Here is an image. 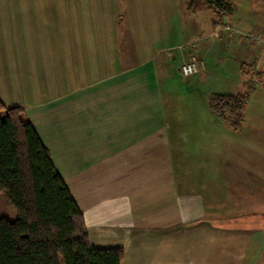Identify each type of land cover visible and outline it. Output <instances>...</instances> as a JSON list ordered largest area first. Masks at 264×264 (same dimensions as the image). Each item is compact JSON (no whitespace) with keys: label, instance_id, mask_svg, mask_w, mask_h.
Returning <instances> with one entry per match:
<instances>
[{"label":"crops","instance_id":"crops-1","mask_svg":"<svg viewBox=\"0 0 264 264\" xmlns=\"http://www.w3.org/2000/svg\"><path fill=\"white\" fill-rule=\"evenodd\" d=\"M226 1L239 30L231 36L215 34L221 23L208 0H80L77 19L63 16L79 26L44 46L14 15L24 0L0 3L9 12L1 49L16 39L24 60L12 75L24 96L0 98L25 109L91 245L122 247L121 264H264V44L243 36L264 33V0ZM190 57L201 65L181 86L192 92L183 114L177 99L186 93L170 78ZM254 71L261 84L234 129L209 97L247 91ZM226 75L232 89H217ZM173 137L202 161L176 164Z\"/></svg>","mask_w":264,"mask_h":264},{"label":"trees","instance_id":"trees-1","mask_svg":"<svg viewBox=\"0 0 264 264\" xmlns=\"http://www.w3.org/2000/svg\"><path fill=\"white\" fill-rule=\"evenodd\" d=\"M226 6L232 12L228 1ZM215 12L220 20L219 12ZM258 74L254 71L253 77L257 79ZM253 77L245 92L214 93L209 97L211 109L234 129L241 128L244 122V107L256 87ZM0 190L6 192L17 211L15 220L0 216V264L122 263V247L91 245L84 214L50 149L25 109L7 106L1 98Z\"/></svg>","mask_w":264,"mask_h":264},{"label":"rangeland","instance_id":"rangeland-1","mask_svg":"<svg viewBox=\"0 0 264 264\" xmlns=\"http://www.w3.org/2000/svg\"><path fill=\"white\" fill-rule=\"evenodd\" d=\"M2 0H0V3ZM6 0H4L5 2ZM15 1V0H12ZM25 7L22 9L21 12H14V15L17 17L18 15V21H21L23 19V22L25 26V31L29 30V27L34 25L32 27L33 30L36 31V33L41 35V38H38L40 41L39 44L48 45L49 41L48 38H52L51 41L54 40L53 43H57L59 37H63L66 31L74 30L79 25L77 23H71L68 25L64 19V14L67 13L69 15L70 21H73L77 19L80 16V0H24ZM6 4H0V38L2 39L6 34V23L9 12H7V9L5 7ZM42 6L40 12L43 14V21L44 22H37L39 9ZM55 6V7H54ZM4 7V9H2ZM213 9V8H212ZM53 12V14H51ZM63 17V18H62ZM55 19V20H54ZM16 21H10V26L13 27L16 25ZM30 23V24H29ZM22 27V26H21ZM23 30V27L21 28ZM203 36V35H202ZM15 37V36H14ZM5 38V37H4ZM4 38L2 40H4ZM7 44H4L3 51L1 49L2 43L0 42V91H3L6 95L9 96H15L20 95L24 96L23 91H19L18 81H16L13 78V74L17 76V73H21V66L22 62L24 60L16 59V55H19L20 50L18 48V43L16 42V39H13L12 41L6 42ZM58 48H56L55 52L60 53L62 49L60 48L59 43L57 44ZM29 51V50H28ZM38 51V48H36V52ZM22 53V52H21ZM41 60V59H40ZM39 60V61H40ZM19 61V64H18ZM32 61L36 62V64L39 61H36L35 59H32ZM61 62V68L63 69V59L55 60ZM39 66V65H38ZM59 70V66H56ZM1 68L4 70L2 71ZM40 68V66H39ZM61 70H59L60 72ZM63 71V70H62ZM63 76V72L61 73ZM24 77V76H22ZM226 77L229 81V84L221 79H217V89H222V91H227V89H232L230 87V81L236 80L235 77H230L228 75L223 76ZM17 78V77H16ZM162 79L165 80V77L162 76ZM246 77L241 75L237 80L239 82L244 81L246 82ZM27 83L20 84V89L24 88V85H30L31 78L26 80ZM170 82L173 84H178L179 91L181 93H186L183 96H180L177 99V105L178 108H176L177 111H182L183 114H186L187 111L193 110V107L189 106L188 100L191 99L189 95L192 92H189V90L183 89L181 86H184L183 82H186V77L181 74L180 70L175 67L173 68L172 77L170 78ZM188 84V83H187ZM223 84V85H221ZM189 85V84H188ZM221 85V86H220ZM63 89V88H62ZM256 98V97H255ZM187 103V104H186ZM174 143V156L173 161H175L176 164L180 163H187L190 161H196L199 156L194 159V155L191 153L195 147H189L188 144H185L182 139L178 137L172 138ZM185 145V146H184ZM201 160V158H200ZM202 161V160H201ZM6 215L10 219L15 220L17 218V211L13 204H11L7 198L6 192L4 190H0V216Z\"/></svg>","mask_w":264,"mask_h":264},{"label":"built area","instance_id":"built-area-1","mask_svg":"<svg viewBox=\"0 0 264 264\" xmlns=\"http://www.w3.org/2000/svg\"><path fill=\"white\" fill-rule=\"evenodd\" d=\"M209 2H210V5L213 6V8L216 11H218L221 16L220 18L221 27L218 30V32H216L215 34L226 32L228 36H231L234 33L239 32V30L231 24L232 12H230V10L227 8L226 1L225 0L224 1L223 0H209ZM243 36L244 38L250 40L251 42L258 43V44L259 43L264 44V33L261 31L259 32L256 30H249V31L244 32ZM200 65H201V62L199 58L190 57L184 60L180 64L179 70L183 76L189 77L198 72ZM254 82H255V86H260L261 84V82L257 79H254Z\"/></svg>","mask_w":264,"mask_h":264}]
</instances>
